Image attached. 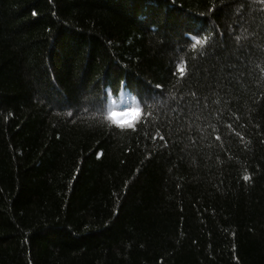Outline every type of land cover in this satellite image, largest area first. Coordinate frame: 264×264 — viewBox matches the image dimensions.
<instances>
[{
  "label": "trees",
  "instance_id": "1",
  "mask_svg": "<svg viewBox=\"0 0 264 264\" xmlns=\"http://www.w3.org/2000/svg\"><path fill=\"white\" fill-rule=\"evenodd\" d=\"M0 264H264V0H0Z\"/></svg>",
  "mask_w": 264,
  "mask_h": 264
},
{
  "label": "clouds",
  "instance_id": "2",
  "mask_svg": "<svg viewBox=\"0 0 264 264\" xmlns=\"http://www.w3.org/2000/svg\"><path fill=\"white\" fill-rule=\"evenodd\" d=\"M140 109L139 107L133 106L127 111L111 110L105 111L99 116L102 123L114 124L118 126H128L131 127L133 122L139 117Z\"/></svg>",
  "mask_w": 264,
  "mask_h": 264
},
{
  "label": "snow or ice",
  "instance_id": "3",
  "mask_svg": "<svg viewBox=\"0 0 264 264\" xmlns=\"http://www.w3.org/2000/svg\"><path fill=\"white\" fill-rule=\"evenodd\" d=\"M33 14L35 15V13H33ZM199 42H200V41H197V43H199ZM194 46H195V45H194ZM176 71H177V73H178L181 77H183V76L185 75V68L182 67V66H180V65L177 66ZM245 179L247 180L248 177H245Z\"/></svg>",
  "mask_w": 264,
  "mask_h": 264
}]
</instances>
